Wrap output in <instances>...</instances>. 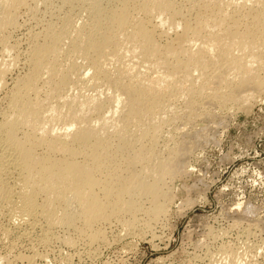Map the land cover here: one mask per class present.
Wrapping results in <instances>:
<instances>
[{"label": "bare ground", "instance_id": "bare-ground-1", "mask_svg": "<svg viewBox=\"0 0 264 264\" xmlns=\"http://www.w3.org/2000/svg\"><path fill=\"white\" fill-rule=\"evenodd\" d=\"M23 11L40 26L28 32L26 71L7 83L20 60L0 62L6 237L39 229L47 246L63 228L91 247L113 222L151 229L205 139V127H184L264 93V0H0L1 57L16 50ZM236 253L224 260L244 264Z\"/></svg>", "mask_w": 264, "mask_h": 264}, {"label": "rangeland", "instance_id": "rangeland-1", "mask_svg": "<svg viewBox=\"0 0 264 264\" xmlns=\"http://www.w3.org/2000/svg\"><path fill=\"white\" fill-rule=\"evenodd\" d=\"M42 8L39 5L40 16L45 14L44 19H48L49 13ZM19 23L22 27L12 31L9 41L11 45L16 43V50L3 57L0 53V62L10 61L16 53L20 60L8 73L7 83L25 73L28 32L40 27L25 11L20 13ZM5 92L6 89L0 93V109L6 106L2 97ZM178 106L182 107L180 103ZM229 107L215 110L214 121L199 118L184 127L185 132L205 127V139L201 138L203 141L199 140L193 148L186 174L169 181L168 211L151 229H137L130 234L113 222L112 226H105L106 243L89 247L70 231L55 228L54 239L44 246L37 241L39 229L28 233L32 237H19L16 233L6 237L2 234L6 218L0 215V264H225L233 252L242 255L243 262L247 259L244 264H264V93L244 107ZM164 126L168 136L178 132L175 123L169 124V129ZM166 134L161 145H172ZM66 235L73 236L77 245H66Z\"/></svg>", "mask_w": 264, "mask_h": 264}]
</instances>
